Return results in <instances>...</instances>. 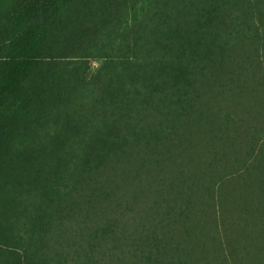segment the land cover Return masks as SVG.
Segmentation results:
<instances>
[{
    "label": "trees",
    "instance_id": "obj_1",
    "mask_svg": "<svg viewBox=\"0 0 264 264\" xmlns=\"http://www.w3.org/2000/svg\"><path fill=\"white\" fill-rule=\"evenodd\" d=\"M0 264H264V0H0Z\"/></svg>",
    "mask_w": 264,
    "mask_h": 264
}]
</instances>
